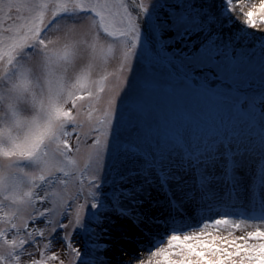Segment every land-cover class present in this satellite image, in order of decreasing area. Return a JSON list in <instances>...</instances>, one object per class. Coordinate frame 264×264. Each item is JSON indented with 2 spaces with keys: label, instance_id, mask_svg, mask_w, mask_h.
Wrapping results in <instances>:
<instances>
[{
  "label": "snow or ice",
  "instance_id": "6c2138e0",
  "mask_svg": "<svg viewBox=\"0 0 264 264\" xmlns=\"http://www.w3.org/2000/svg\"><path fill=\"white\" fill-rule=\"evenodd\" d=\"M232 3L233 0H223L220 6L229 19ZM4 7H7L8 13L0 18V33L8 31L12 35L0 36V40L11 41L0 48V62L4 65L0 69V194L7 193L4 199H10L13 204L43 205L50 196L57 195V185L67 186L69 177L74 174H78L76 178L83 176L88 165L79 169L77 161L69 155L73 151L69 144L73 134H76L75 151L80 149L78 129L84 124L77 119L79 110L74 112L78 109L77 101H82L85 96L98 99V94L104 91L103 82L107 77L93 81L91 74L97 60L107 62L106 53H114L120 48V68L123 70L127 64L129 71L132 70L129 60L133 57L139 59L147 53L142 38L143 24L151 22L152 39L159 43L161 53L171 47L174 57L191 67L213 64L219 51V36L213 39L207 35L206 41L198 48L191 40L198 33H209L216 20L213 14L198 7L195 0H178L175 4H169L167 0H153L151 5L141 0L136 5V16L128 10L125 0H0V11ZM49 7L51 16H46ZM165 8L172 10L164 15L159 12L153 15L154 10ZM180 8L184 11H177ZM119 9L124 12L119 20L120 26L116 27L115 18L121 15ZM261 9L264 10V4ZM12 10L17 13L23 10L28 15L13 16ZM245 15L248 19L242 27L254 28L257 21L253 19V12ZM5 20L9 22L6 27ZM85 20L90 21V25H86ZM260 22L264 23V19ZM53 32L55 36L49 35ZM165 33L171 35L166 36ZM178 43L180 47H174ZM138 46L140 51H137ZM34 56L39 57L38 62L28 67L25 61H32ZM85 58L86 63L77 67L78 61ZM93 84L98 86L93 88ZM69 103L71 107H65ZM107 103L108 108L99 121L102 128L96 129L98 134L92 145L100 146L95 152V172H103L105 178L98 174L91 176L89 183L95 189L88 193L92 197L91 202L85 199L84 203L76 205L75 225L78 228L85 226V218L80 215L85 207L90 212L93 209L110 210L139 228L154 219L151 214L153 209L169 215L180 214L185 202L197 192L201 201L207 203L209 212L213 211L215 202L239 195L240 181L236 169L243 166L250 150L233 146L231 141H220L219 146L216 141L203 147L189 145L177 160L174 157L179 141L170 150L145 151L138 140H130L121 147L122 157L118 165L104 166L101 152L108 147V142L106 140L101 145L100 137H107L112 127L111 115L116 111L112 98ZM91 118L92 112L89 111L88 119ZM69 127L71 131H68ZM261 146L264 160V134ZM217 168L220 169L219 175ZM257 180L264 195V165L258 169ZM25 184L28 185L27 190L23 189ZM105 186L107 191H104ZM50 188L53 189L51 192ZM153 190L160 193L163 199L153 198ZM82 193L83 179L74 198L78 199ZM52 203L53 209L56 208L57 201ZM65 203L59 201V209L66 217L70 213ZM261 207L264 208V200H261ZM53 209L45 207L30 219L35 223ZM215 215H223L224 218L208 216L157 234V239L150 240L148 246L151 255L159 257L155 264H264V231L257 229L247 233V238L223 240L221 246L215 242L217 238L209 240L207 237L211 234L204 229L230 225L232 222L227 217L233 213L226 211ZM92 218L100 226V231L94 232L96 238L111 239L108 229L102 226L105 221L114 223L108 212H101L99 216L93 212ZM258 219L264 220V213ZM67 227V224L58 223L52 229L51 240L57 238L58 231ZM11 228L17 231L27 229L28 223H22L19 228L13 223ZM35 231L41 237L44 234V229ZM27 235L28 240L13 238L8 242L11 248L0 251V260L13 257L19 246L34 244L33 233L28 232ZM165 237L166 247L163 246ZM59 238L65 239L64 236ZM248 240L261 242L248 243ZM67 246L72 247L70 243ZM103 247L106 249L109 245L104 244ZM233 247L234 250H230ZM72 250L76 257H80L78 250ZM13 258L19 260V256ZM32 264L40 262L34 260ZM97 264H105V261L98 260ZM141 264L144 262L141 261Z\"/></svg>",
  "mask_w": 264,
  "mask_h": 264
},
{
  "label": "rangeland",
  "instance_id": "374dc122",
  "mask_svg": "<svg viewBox=\"0 0 264 264\" xmlns=\"http://www.w3.org/2000/svg\"><path fill=\"white\" fill-rule=\"evenodd\" d=\"M211 0H195L198 7L216 17L215 23L211 26L209 33H198L191 37L198 48L211 35L213 39L220 37L217 59L213 64L191 67L175 58L172 48L164 53L160 52V45L152 39L151 22L142 25V38L147 53L139 59L133 57L128 63L132 70H128L125 64L123 70L120 68L121 49H115L114 53H106L107 62L97 60L92 68L91 79L99 81L106 76L103 82L104 91L99 93V98L85 96L82 101H77L80 115L78 120L83 121V127L78 129L81 137L80 149L75 151L76 134L69 140L73 151L69 153L76 161L79 169H85L80 178L78 174L69 177L67 186L57 185L56 196H50L43 205L36 203L34 207L13 204L5 200L7 193L0 194V251H7L11 248L10 241L13 238L28 240V232H32L34 244H25L15 249L13 257L19 256V260L8 257L0 260V264H32V261H39L40 264H97L98 260L105 261V264H119V259L129 256L127 264H155L159 257H153L148 251L150 240L155 241L157 234L165 233L172 227L180 228L184 224L192 223L193 220L203 219L208 216L224 218L223 215L216 217V213L223 214L231 212L233 215L227 217L232 223L219 228L209 227L204 229L211 235L207 238L222 246L223 240L232 241L237 237L247 238V233L256 232L257 229L264 231V220L258 219L264 208L261 207V200H264L262 189L257 180L258 169L264 165L261 157V136L264 134V23L260 17L264 16V10L256 13L259 6H254L250 1L233 0L232 16L228 18L227 13H222L220 7L223 0L210 6ZM242 1L245 4H241ZM256 1V0H253ZM141 0H125L128 10L133 16L137 14L136 5ZM153 0H143L146 5H151ZM162 2V0H161ZM169 4H175L178 0H167ZM248 4V5H247ZM256 9V10H255ZM172 9H156L153 12L166 14ZM115 11V10H114ZM177 11L183 12L180 8ZM252 11L253 19L257 21L255 27H242V23L248 19L245 13ZM14 12V11H13ZM12 12V13H13ZM120 16L115 18V26L119 27V20L124 10L119 9ZM46 16H51V7L46 11ZM147 20V17H145ZM86 25L90 21L85 20ZM4 34L7 37L10 34ZM49 35L55 36L56 33ZM166 36L171 33H165ZM90 39V37H89ZM4 41V40H1ZM174 47L179 48L180 44ZM228 48L242 49L243 57L240 61H233ZM138 46L137 51H140ZM194 50V49H193ZM189 51V49H184ZM233 52V51H232ZM171 59V62L169 60ZM39 60L34 56L32 61H25L28 67H32ZM86 63L78 61L77 67ZM0 62V69L3 68ZM2 74V73H0ZM71 71L69 75H71ZM127 78V79H125ZM98 85L93 84V88ZM83 95V93H80ZM114 100L116 111L111 115L112 127L107 137L101 135V145L108 142V147L103 148L102 164L104 166L118 165L122 157L121 147L130 140H138L145 151H166L174 147L178 160L179 154L189 145L203 147L205 144L220 141L227 143L231 141L233 146L247 147L250 151L246 154L242 167L236 169V176L240 181L239 195L235 198H224L214 204L213 211L209 212L207 203L201 201L200 194L194 193L190 201L180 209V214L169 215L165 211L152 210L154 219L147 224L136 227L131 221L122 219L110 210L93 209L91 212L87 207L81 210L80 215L84 217V227L78 228L75 225L76 205L84 203L85 199L92 200L88 196L94 187L89 183L92 175L98 174L105 178L103 172L96 173L95 152L100 146H92L98 132L102 128L99 121L103 119V113L108 108V100ZM65 107H71L69 103ZM92 112L91 120L88 119V112ZM71 131V127L68 128ZM92 146V147H90ZM221 150L222 147H221ZM2 159V158H0ZM130 163V162H129ZM33 171V169H27ZM217 175L220 169H216ZM62 175V174H58ZM83 179V193L75 199ZM28 185H23L27 190ZM51 192L53 189H48ZM105 186L104 191H107ZM43 194V193H41ZM153 198L163 199L160 193L153 190ZM57 201V207L53 209V201ZM65 201V207L70 213L63 216L59 209V201ZM71 207H68V206ZM53 209L46 217L33 223L31 216L37 215L38 211L44 208ZM17 209H19L17 211ZM107 211L114 223L105 221L103 227L108 229L111 239H97L94 232L100 231L98 222L92 218V213L99 216L101 212ZM13 213L15 215H13ZM50 221V223H48ZM71 221V223H69ZM28 223V228H20L19 231L12 229L11 224H17L18 228L22 223ZM67 224L68 227L58 231L55 240H51L52 229L58 223ZM122 226L125 233L118 234L117 229ZM36 229H44L43 236H39ZM170 234V232H169ZM124 235V236H122ZM183 235V233H181ZM64 236L65 239H60ZM51 241V242H50ZM122 242V243H119ZM248 243H259L261 241L248 240ZM72 247H68V244ZM104 244L109 245L106 249ZM100 245V247H97ZM47 246V247H46ZM160 246V245H156ZM167 246V238L164 245ZM78 250L81 255L76 257L72 249ZM154 250V249H153ZM230 250H234V247ZM55 256V258H53ZM178 258V257H174ZM123 264V263H122Z\"/></svg>",
  "mask_w": 264,
  "mask_h": 264
},
{
  "label": "trees",
  "instance_id": "16d2710c",
  "mask_svg": "<svg viewBox=\"0 0 264 264\" xmlns=\"http://www.w3.org/2000/svg\"><path fill=\"white\" fill-rule=\"evenodd\" d=\"M14 11V12H13ZM12 15L13 16H17V15H21V16H25V15H28V13H26L25 11L21 10L20 13H17L15 10H12ZM8 13V9L7 7H4L2 11H0V18H4L6 16V14ZM22 21H17V23H20ZM7 23H9L7 20H5V27L7 26ZM2 33H5V34H10L11 32H8V31H4ZM2 37H4V34L0 35ZM5 43H11V41H7V40H4V41H1L0 40V48L3 47V44ZM220 48V47H219ZM233 51V52H232ZM227 53L230 54L231 56V59L233 61H240L243 57V51L242 49H235V48H228L227 49ZM264 85V84H263Z\"/></svg>",
  "mask_w": 264,
  "mask_h": 264
},
{
  "label": "bare ground",
  "instance_id": "6f19581e",
  "mask_svg": "<svg viewBox=\"0 0 264 264\" xmlns=\"http://www.w3.org/2000/svg\"><path fill=\"white\" fill-rule=\"evenodd\" d=\"M244 2H248V1H250V3L252 4V5H254V6H259L260 5V7H261V5L262 4H264V0H256V1H253V0H243ZM242 1V3L241 4H245L246 5V3H244ZM217 2H219V0H211L210 1V6H212V5H214V4H216ZM248 5V4H247ZM256 10V9H255ZM260 10L261 11H259L258 9L256 10V11H254V12H256V13H261L262 12V9L260 8ZM256 16H258L259 18H262V19H264V16H262V17H260V15L258 14V15H256ZM126 232V229H124L122 226H119L118 227V229H117V233L118 234H121V233H125ZM122 236H124V235H122ZM119 243H122V242H119ZM130 261V257L129 256H127V257H124V258H122V259H119V264H127L128 262Z\"/></svg>",
  "mask_w": 264,
  "mask_h": 264
}]
</instances>
